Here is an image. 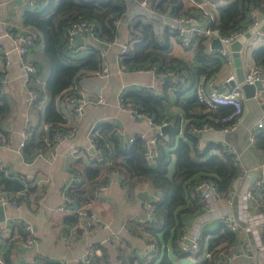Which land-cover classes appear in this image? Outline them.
Wrapping results in <instances>:
<instances>
[{
	"label": "trees",
	"instance_id": "obj_1",
	"mask_svg": "<svg viewBox=\"0 0 264 264\" xmlns=\"http://www.w3.org/2000/svg\"><path fill=\"white\" fill-rule=\"evenodd\" d=\"M212 1L226 2L215 9V18L211 24L221 34L244 27L248 23V11L252 7L259 14H264V0ZM149 3L159 12L174 15L195 13L192 7L184 6L183 0H149ZM125 10V3L119 0H38L34 7L26 8L23 25L38 31L40 39L35 40V43L42 44V54L48 63L49 75L44 86L38 88L34 81L42 72V66L34 62L36 72L31 77L33 83H30L29 88L38 94L33 102L47 99L43 111L47 129L37 135L32 129L22 147L23 152L32 154L44 148H53L56 130L61 133L68 131L57 102L74 92V86L82 76L101 69L102 45L88 43L87 53L83 56L80 49L68 43L65 29L77 21H93L97 24L96 35L100 42H112L118 32L115 21L126 18ZM127 30L130 49L122 58L125 66L154 68L156 72L175 70L183 80L178 83L163 80V92L159 95L141 89L125 91L123 97L140 111L152 116L157 124L166 122L172 126L165 136L157 137V153L147 159L143 144L137 136L130 144L121 143L113 124L103 122L97 125L93 131V143L101 151L102 159L91 158L80 169L79 180L68 186L67 195L73 203L86 206L95 199L96 188L107 185L115 175L119 176L121 185L129 194L147 186L156 193L150 200L154 217L151 220H129L126 228L132 236L146 237L153 249L139 255L127 242L121 241L118 248L120 264H189V260H193L194 264H215L221 253L238 240V235L230 231L225 223L220 222L213 231L206 228L202 230L196 253L182 251L178 242L192 218L203 209L197 185L204 180L212 181L221 197L229 199L235 181L241 174L232 153L214 142L201 147L197 132L193 131V128L203 125L216 128L226 126L228 122L222 119L229 114L231 108L219 106L210 109L198 101L195 88L187 97L182 96L185 91L181 92V89L184 80L190 81L195 87L201 76L216 75L223 66V60L207 50L206 38L201 35H196L189 47L196 61L192 63L171 54L170 39L177 37L176 33L167 29L158 37L153 24L142 17L129 22ZM252 58L255 65L264 66V46L253 51ZM170 104L180 108V112L165 115L166 107ZM9 110V103L0 91V126ZM255 144L264 150V132L256 134ZM0 188L9 191L24 189L20 198L25 202L33 190L20 181L9 179L1 170ZM252 202L255 209L264 208V187L254 192ZM64 222L77 225V214L71 212L66 215ZM25 234L23 224L15 223L9 235L15 238L8 245H1L0 252L9 251L14 241L24 238ZM93 247L100 249V254H95L89 264H111L102 245ZM205 252L210 253V256L205 257ZM5 263L9 264L7 259ZM78 264L83 263L80 261Z\"/></svg>",
	"mask_w": 264,
	"mask_h": 264
},
{
	"label": "crops",
	"instance_id": "obj_2",
	"mask_svg": "<svg viewBox=\"0 0 264 264\" xmlns=\"http://www.w3.org/2000/svg\"><path fill=\"white\" fill-rule=\"evenodd\" d=\"M183 3L185 6L184 0ZM125 6L124 20L127 22L119 20L115 42L98 43L93 39L85 40L82 36L83 45L76 46L74 41V47L80 49L83 56L87 53L88 43L101 44L102 60L100 71L79 79L74 86L76 93L73 92V95L82 93L92 96L102 95L105 103L99 106L87 104L80 113H76L67 99L68 95L59 99L58 107L66 120V129L72 132V137L63 140L54 152L48 147L40 152L27 154L19 147L23 133L32 128L37 135L47 129L43 121L47 99L39 102L31 101V88L24 83L25 69L14 40L16 35L25 29L26 26L22 22L23 13L31 6L29 0H0V91L10 108L7 118L0 126V170L12 180L19 181V178H25L26 186L33 188L29 199L19 209L9 205L3 207L4 220L0 221V224L8 226L11 233L15 223L22 224L18 222L19 219L26 221L32 225L36 237V242L32 245L23 244L19 238L10 246L9 251H1L0 256L4 261L7 259L9 264H78L88 244L102 245L111 264H120L118 248L121 241L127 242V245L139 255H144L151 248L152 244H149L146 237L132 236L126 228L129 220H141L146 217L145 202L156 195L147 186L136 189L134 194H129L121 185L119 176H113L99 197L88 205L89 209L96 213L97 221L86 232L80 227L79 222L77 225L64 222V217L74 212L73 209L80 205L72 202L66 209H59L67 194L68 186L79 180L80 169L91 159L89 136L97 125L103 122L113 124L121 143H126L130 137L142 133L152 135L156 132L146 117L133 121L129 113L120 107L119 99L129 90L146 89L159 95L163 92V80L159 79L155 71H139L125 66L122 62L120 45L129 42L127 24L136 17H142L152 23L158 37L164 31L160 29L159 19L154 20L144 13L145 10L140 6L139 0H125ZM258 35L260 44L257 42L252 47L251 59L242 55L244 75L255 64L252 58L253 51L264 46V34ZM170 43L172 55L179 56L187 62H196L192 50L182 46L178 36H173ZM42 48L41 42H36L28 49L26 56L33 64L36 62L42 66V72L34 81L40 89L49 75L48 63L42 54ZM206 48L211 52L210 43ZM231 72H234L236 78L235 67L232 69L223 62L222 68L216 74L215 83L218 87L229 89L232 86L233 83L223 82L224 77ZM31 83H33L32 79ZM194 88L190 81L184 80L181 92H185L182 96L187 97L193 93ZM261 91V93L257 91L254 97L244 96L241 119L234 131L225 133L218 129H208L202 132L201 136L197 133L201 147L208 142L219 143L228 152L231 149L237 155L232 153L237 157L241 174L235 181L230 198L219 202L221 208L230 210V216L235 215L236 212V194L246 183L252 184L254 178L264 177V150L256 144L251 146L248 143L253 124L264 115V89ZM178 111L180 112V108L170 104L166 107L165 115H172ZM184 121L183 119L182 122ZM260 132H264V129L256 131L255 134ZM73 148H77L78 152H72ZM143 190L148 191L145 200L138 197V192ZM250 205L251 210L254 211L252 201ZM14 238L15 236L10 240L0 238V246L10 244ZM238 238L246 239V236L238 234ZM187 263L194 264L193 260ZM232 264H254V262L250 257L244 256Z\"/></svg>",
	"mask_w": 264,
	"mask_h": 264
},
{
	"label": "built area",
	"instance_id": "obj_3",
	"mask_svg": "<svg viewBox=\"0 0 264 264\" xmlns=\"http://www.w3.org/2000/svg\"><path fill=\"white\" fill-rule=\"evenodd\" d=\"M38 0H29V6L33 7ZM124 2L125 0H119ZM149 0H139L140 6L145 10L144 13L153 18L154 20H160V29L162 31L170 30L177 34L179 42L184 47H191L194 38L196 35H201L206 38V45L209 46V43L213 38H218L221 44V47L210 49L211 53L221 58L225 65L232 67L234 69V57L233 51L231 49L232 43L239 40L247 31L251 28L256 27L260 19L259 12L256 8H250L248 11V23L239 29H235L230 33L221 34L220 31L216 28H212L211 24L214 21V11L219 5H224L226 2L217 3L212 0H184L186 7H192L194 14H184V15H174L169 12H159L154 11V8L150 6ZM222 2V1H220ZM119 20L115 21V24H119ZM97 24L93 21L81 20L69 25L65 29V34L68 39V43L71 46H74V41L76 35L82 36L86 39H93L97 42H100L96 35ZM39 38V33L37 30L30 27H25L23 31L18 33L14 40L17 43V51L19 53L22 66L25 69V79L24 83L30 85L31 77L36 72V67L28 58H26L28 49L34 45L35 40ZM116 40L114 39L113 42ZM121 56L123 57L128 53L130 49L129 42L122 43L120 45ZM139 71L152 70L154 68H135ZM156 72V71H155ZM159 79L163 80L164 78L169 77L175 83H178L181 78L180 73L175 70L166 69L160 72H156ZM216 75L211 77L201 76L195 86L196 97L199 102L203 103L210 109H216L219 106H229L231 111L228 115L223 117L222 120L227 121L228 124L224 127L216 128L213 126L203 125L199 128H193L194 132L202 133L208 129H218L222 132H231L234 131L240 122L242 111H243V99L244 93L242 90V83H255V82H264V66L252 65L248 72L244 75L243 82H238L235 78L234 72L229 73L224 77L223 82L226 84L233 83L229 89H222L217 86L215 83ZM32 100H35L37 97V92L33 89H30ZM154 94V93H153ZM155 95V94H154ZM73 110L76 113H80L83 107L87 104L94 106H99L105 103L104 97L102 95H68ZM119 105L122 109L126 110L129 113V116L133 121H138L141 117H146L149 121V124L155 130L159 129L162 124H157L153 117L140 111L138 108L133 106L129 101L125 100L123 96L119 99ZM264 129V115H262L252 127V133L248 138V143L253 146L256 140V131H261ZM32 132L31 129H27L23 135L22 139L19 142V147L22 148L30 137ZM94 132L91 131L90 139V150H92L91 158L96 160L102 159V153L100 150H97L93 143ZM162 135L161 133L155 132V134L148 135L142 133L137 135L141 140L144 147V155L147 159H150L153 155H156V144L157 137ZM72 137V132L67 131L66 133H61L56 130L54 134V146L51 149L53 152L55 148L60 145V143ZM136 136L130 137L126 144H130ZM235 155V152L231 149L229 150ZM72 152H78L77 148H73ZM237 156V155H235ZM234 156V161L237 163V157ZM21 183L27 184L25 178H19ZM260 187H264V177L254 178L253 183H246L244 188L239 191L236 198V212L235 215L230 216V210L221 208L219 202L223 199L218 192L215 184L212 181L204 180L199 183L196 189L201 193L203 200V209L196 215L195 219L188 226L185 233L179 239V248L182 251H191L196 253L199 250V241L201 238V232L203 226L212 219H218L220 222H223L227 225L230 231L235 234H243L246 236V239L238 238L236 244L228 247L224 252L221 253L219 259L215 264H232L240 257H250L254 264H264V208L251 210L250 202L254 198V192L257 191ZM105 188L104 185L98 186L96 188L94 197H99L101 191ZM24 194V189L20 191H9L0 188V205L12 206L15 209H19L21 205L25 202L21 200V196ZM228 200V199H225ZM71 199L66 194L63 198V203L59 206L60 210L66 209L69 203H72ZM89 205V204H88ZM88 205H82L75 207L73 211L77 214L78 222L80 227L86 232L91 225L97 221V215L95 212L89 209ZM146 217L145 219H152L153 207L149 201L145 202ZM22 222L23 228L25 231V237L21 238V241L25 245H32L36 242L35 232L30 223L18 220ZM10 228L5 224H0V237L7 238L10 240ZM187 240V242H186ZM151 248L145 252H149L153 249ZM95 254H100V249H94L92 244H88L84 255L81 259L83 264H89L93 259ZM205 257H209L210 253L205 252ZM0 264H6L3 258L0 256Z\"/></svg>",
	"mask_w": 264,
	"mask_h": 264
},
{
	"label": "water",
	"instance_id": "obj_4",
	"mask_svg": "<svg viewBox=\"0 0 264 264\" xmlns=\"http://www.w3.org/2000/svg\"><path fill=\"white\" fill-rule=\"evenodd\" d=\"M259 23L256 25V27L251 28L249 31H247L239 40L235 41L231 45V49L233 51V57H234V67L236 71V78L238 82H243L244 78V72L242 67V54L241 51L246 44L248 40H251L255 37H259V33L264 34V15L259 16ZM122 22H127L126 20L122 19ZM75 45L81 46L83 45L84 41L83 38L79 35H76L75 37ZM258 44H260V41L258 40ZM221 47L220 41L218 38H213L210 42V48H218ZM164 81H170L171 79L169 77L164 78ZM244 96L246 98L254 97L256 96V92L260 91L261 93L262 89H264V82H255V83H242L241 85ZM172 126L171 123H166L161 125L159 129L156 130L157 133H161L162 135H166L167 130ZM199 136H201V133H198ZM148 194L147 190L139 191L138 197L141 200H145L146 196ZM3 206L0 205V221L4 220V214H3ZM187 242V240H186ZM228 264V263H226Z\"/></svg>",
	"mask_w": 264,
	"mask_h": 264
},
{
	"label": "rangeland",
	"instance_id": "obj_5",
	"mask_svg": "<svg viewBox=\"0 0 264 264\" xmlns=\"http://www.w3.org/2000/svg\"><path fill=\"white\" fill-rule=\"evenodd\" d=\"M175 42V41H174ZM258 42V38L255 37L251 40H248L246 42V44L244 45L243 49H242V55L245 58H250L251 59V50L252 47ZM176 44V43H175ZM220 221L218 219H212L209 220L206 224H205V228L208 229L209 231H213L215 230L218 225H219Z\"/></svg>",
	"mask_w": 264,
	"mask_h": 264
}]
</instances>
